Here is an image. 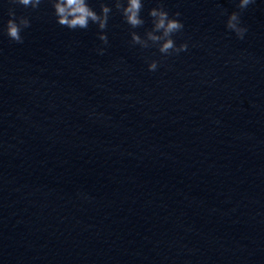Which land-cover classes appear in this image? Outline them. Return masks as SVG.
Returning <instances> with one entry per match:
<instances>
[{
  "label": "water",
  "instance_id": "obj_1",
  "mask_svg": "<svg viewBox=\"0 0 264 264\" xmlns=\"http://www.w3.org/2000/svg\"><path fill=\"white\" fill-rule=\"evenodd\" d=\"M103 2L107 45L0 0V264H264V0L244 39L236 0H159L189 45L167 57L129 35L158 0L135 29Z\"/></svg>",
  "mask_w": 264,
  "mask_h": 264
},
{
  "label": "clouds",
  "instance_id": "obj_2",
  "mask_svg": "<svg viewBox=\"0 0 264 264\" xmlns=\"http://www.w3.org/2000/svg\"><path fill=\"white\" fill-rule=\"evenodd\" d=\"M53 9V15L56 22L68 29H87L90 22L95 24L100 31L97 32L98 39L103 45L109 43L106 35V28L112 7L108 3H99L100 11H95L88 3V0H48ZM10 4H16L23 7L38 9L42 0H9ZM112 5L118 10L124 21L131 29L138 28L144 24V20L140 15L143 8L142 0H111ZM255 0H236V8L240 11H232L227 13L225 27L233 32L238 39H244L247 27L241 21L240 12L245 10ZM225 10L221 9V14ZM8 19L5 21L2 31L10 40L17 43H23L21 35L23 29L30 27V20L25 15H17L14 8L9 7L7 11ZM148 15L152 18L150 29H145L144 35L141 36L136 31H130L131 43L139 45L142 49L156 47L162 57L173 54H179L188 50V43L181 42L177 44L173 35L183 30V23L177 17L181 14L175 12L169 15L167 9L162 3L157 2L155 7L148 9ZM97 53L103 55L105 49L98 47ZM147 68L149 71L155 72L159 67V61L156 59H148Z\"/></svg>",
  "mask_w": 264,
  "mask_h": 264
}]
</instances>
